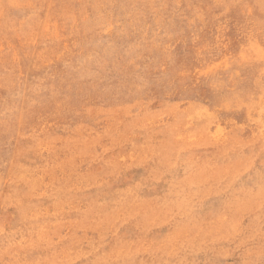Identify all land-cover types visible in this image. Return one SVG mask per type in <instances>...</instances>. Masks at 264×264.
Segmentation results:
<instances>
[{
  "label": "rangeland",
  "instance_id": "obj_1",
  "mask_svg": "<svg viewBox=\"0 0 264 264\" xmlns=\"http://www.w3.org/2000/svg\"><path fill=\"white\" fill-rule=\"evenodd\" d=\"M263 52L264 0H0V264H264Z\"/></svg>",
  "mask_w": 264,
  "mask_h": 264
},
{
  "label": "bare ground",
  "instance_id": "obj_2",
  "mask_svg": "<svg viewBox=\"0 0 264 264\" xmlns=\"http://www.w3.org/2000/svg\"><path fill=\"white\" fill-rule=\"evenodd\" d=\"M156 19L157 18H155V21H156ZM54 21V20H53ZM55 22V21H54ZM53 22V23H54ZM58 33V32H57ZM65 36V35H64ZM146 40V39H145ZM132 45V44H131ZM136 45V44H135ZM166 46V45H165ZM252 46V45H251ZM259 47V46H258ZM257 47V48H258ZM128 49H129V47H128ZM125 52H127V51H125ZM264 53V52H263ZM241 54V53H240ZM243 55V54H242ZM248 57V56H247ZM260 57H261V55H260ZM239 61H240V59H239ZM130 62V61H129ZM212 64V63H211ZM219 65V64H218ZM123 66V65H122ZM214 66H215V64H214ZM125 68V67H124ZM210 69V68H209ZM206 71V70H205ZM236 71V70H235ZM202 72V71H201ZM200 73V72H199ZM197 75V74H196ZM255 77V76H254ZM229 78V77H228ZM259 78V77H258ZM232 80V79H231ZM231 80H229V81H231ZM233 81V80H232ZM131 84H133V83H131ZM29 86V85H28ZM34 86V85H33ZM38 87V86H37ZM129 89V88H128ZM263 90V89H262ZM24 91V90H23ZM264 92V91H263ZM258 96H259V94H258ZM260 97V96H259ZM258 97V98H259ZM32 101V100H31ZM58 104V103H57ZM227 104V103H226ZM63 107H64V105H63ZM186 107V106H185ZM65 108V107H64ZM249 108V107H248ZM58 114V113H57ZM252 118V117H251ZM69 123H71V122H69ZM48 124V123H47ZM59 125V124H58ZM66 126V125H65ZM54 127V126H53ZM58 130V129H57ZM56 131V130H55ZM41 152V151H40ZM12 156V155H11ZM22 159V158H21ZM143 163V162H142ZM86 167V166H85ZM133 170V169H132ZM5 180V179H4ZM134 180V179H133Z\"/></svg>",
  "mask_w": 264,
  "mask_h": 264
}]
</instances>
